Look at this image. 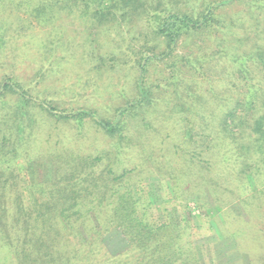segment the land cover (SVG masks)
<instances>
[{
	"label": "trees",
	"instance_id": "trees-1",
	"mask_svg": "<svg viewBox=\"0 0 264 264\" xmlns=\"http://www.w3.org/2000/svg\"><path fill=\"white\" fill-rule=\"evenodd\" d=\"M129 1L0 0V59L6 62L9 52L14 61L22 51L27 56L33 51L40 60L27 84L13 74L0 77V264H202L198 252L183 245L181 222H156L154 197L145 184L156 173L173 189L170 202L182 207L190 198L186 191L201 198L209 188L223 206L225 197L232 224L260 228L240 235L237 250L245 251L250 264H264V192L250 194L245 188L248 174L264 171L259 167L264 161V26L248 19L247 36H252H237L247 18L234 24L225 10L239 0L207 1L192 15L161 5L145 8L147 27L167 48L161 56L139 52L132 59L138 65L132 98L127 100L130 95L118 85L113 91L125 103L111 116L88 105L67 107L61 93L73 98L88 84L106 90L93 57L78 56L77 48L67 55L75 43L68 22L115 17L112 9L123 10ZM252 2L264 10V0ZM34 24L46 33L35 34ZM189 32L213 42L201 55L187 57L195 77L209 85L195 80L170 85L148 76L152 64ZM232 36L236 39L230 41ZM22 37L27 40L19 44ZM61 74L60 81L51 82ZM113 79L109 75L106 84L115 86ZM172 116L177 121H170ZM172 124L179 129L177 141L188 144L182 153L166 143ZM91 125L111 139L113 150L82 154L71 145L75 135L85 138ZM55 135L58 140L51 142ZM30 159L53 163L55 180L25 181L19 164ZM217 159L227 168L218 180L202 171ZM221 188L233 194H220ZM114 231L128 245L118 254L104 239Z\"/></svg>",
	"mask_w": 264,
	"mask_h": 264
},
{
	"label": "rangeland",
	"instance_id": "rangeland-1",
	"mask_svg": "<svg viewBox=\"0 0 264 264\" xmlns=\"http://www.w3.org/2000/svg\"><path fill=\"white\" fill-rule=\"evenodd\" d=\"M129 3L120 2L124 4L123 10H114L112 12L115 17H109L103 19V21L92 20L80 21L72 20L69 23L70 33L75 38V43L66 50L67 55L73 56L75 49L78 50V56L88 55L89 58H94L100 73L98 77L102 83H105L106 90L97 91L94 85L88 84L85 87L84 94H77L70 97L65 93H61L64 102L67 107H82L90 106L94 109L102 111L106 115H113L115 107L120 103H125V99L122 95L116 94L113 90L117 88H123L130 98L126 96V99L132 98L133 81L136 79L137 73L136 62L139 57L136 56L139 52L148 56L150 54H160L167 48L166 43L160 37L153 34V30L147 27L141 11L149 7L165 6L171 7L176 11L184 13L198 14L201 12L203 4L207 1L214 2L218 0H132ZM253 0H239L235 4L230 5L225 10V17L227 20L235 24L236 19H246V24L242 25V31L236 30L240 33L237 36L250 37L251 32L250 19L253 23H257L260 27L264 26V10L262 4L252 2ZM92 3H94L92 1ZM168 5V6H167ZM111 10V9H110ZM92 12V9H90ZM89 12V13H90ZM108 13V12H107ZM24 13H21L23 15ZM35 25V34H45L47 28ZM235 33V30H233ZM236 36V35H235ZM235 36L229 38L230 41L236 39ZM233 39V40H232ZM244 39V38H243ZM27 38H21L19 44L25 43ZM211 39L201 35V33L189 32L183 34L175 45H172L170 51L165 55L163 60H158L150 67V76L153 80H160L164 84L175 85L178 81L184 80L189 82L195 80L201 81L199 77H195V71H191V63L187 57H197L201 55V49L212 46ZM227 46L230 45L228 42ZM253 43L251 44V47ZM136 53V54H134ZM16 60L9 58L4 60L0 59V77L5 74H13L14 76L23 79V83L27 84L34 76L38 68H40V60L35 52H30L27 56L24 51L20 53ZM26 56V57H25ZM62 56V54H61ZM142 56L141 54L139 55ZM137 58V59H136ZM113 75L116 80H112L115 86L112 84H106V78L109 75ZM59 76V75H56ZM65 74H61L59 77L51 79V82L60 81ZM70 76V75H69ZM194 76V79L193 77ZM71 77H74L72 74ZM198 78V79H196ZM219 79H217L218 81ZM152 82V81H151ZM107 83H110L108 80ZM118 85L120 87H118ZM204 85H209L207 82ZM15 97L7 95L6 99H14ZM70 98V99H69ZM110 115V116H111ZM170 121H177L173 116L169 118ZM176 124L168 126L165 131L171 133V137L166 143H171L175 152H184L188 147V144L180 143L177 141L178 136L176 132L179 130ZM132 128L134 123H131ZM138 132V129L136 130ZM57 134V132L55 133ZM76 137V138H75ZM71 145L75 147L78 152L82 154L98 155L102 152L113 150L112 141L106 136L100 129L95 126L89 128L87 135L83 136L75 135ZM52 141H57V135L50 138ZM49 143L44 142L43 147L46 149ZM159 146V144H158ZM162 147V146H161ZM159 146V149L161 148ZM181 154L177 156V161L182 162ZM180 158V159H179ZM20 161V173L25 177V181H31L33 183L53 182L55 180V166L48 161H38L30 159ZM28 161V162H27ZM214 165L210 167L208 171L202 170L206 175H214V178L219 179L218 175H226L227 168L223 165L220 159L214 160ZM261 169H264V161L259 164ZM208 172V173H207ZM248 174L245 182V188L250 194L254 192H264V171L256 175ZM160 173H156L151 179H146L145 184H148L151 195L154 197V215L157 223H179L181 222L182 229H184V235L182 237V243L186 248H192L198 252L199 259L202 264H233L235 262H242V264H250L248 256L243 250H237L236 242L240 235L249 233L252 235L253 231L260 229L254 228L251 223L242 222V225H234L233 213L229 211L230 202L225 197L221 199L225 205H221L219 201L211 195L209 188L204 189V193H201V198H198L196 191L187 192L188 198L183 201V207L177 202H170V196L174 195L172 187L162 181ZM234 177L230 181L234 183ZM243 191L238 188V192ZM220 194H224V188L219 190ZM233 193L226 192L227 196H231ZM236 194V193H235ZM217 196V195H216ZM237 196V195H236ZM164 198L167 202H164ZM264 198V197H263ZM169 199V200H168ZM264 200V199H263ZM164 202V204H163ZM233 202V200H232ZM223 203V204H224ZM264 203V202H263ZM235 207V203H232ZM240 210V208L238 207ZM237 212V208L235 210ZM264 214V205L260 211ZM248 218H246L247 220ZM257 220V219H256ZM231 223V224H230ZM262 228H264V216H262L260 222ZM235 237H231V235ZM105 241L109 250L114 253H120L125 251L128 247L125 237L119 232L114 231L105 236ZM245 243L241 244V247Z\"/></svg>",
	"mask_w": 264,
	"mask_h": 264
}]
</instances>
